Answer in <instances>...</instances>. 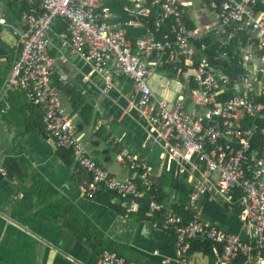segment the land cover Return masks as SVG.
<instances>
[{
  "label": "built area",
  "instance_id": "obj_1",
  "mask_svg": "<svg viewBox=\"0 0 264 264\" xmlns=\"http://www.w3.org/2000/svg\"><path fill=\"white\" fill-rule=\"evenodd\" d=\"M18 1L28 6L21 9L19 54L0 96L5 109L15 90L43 108L46 132L57 147L71 149L91 173L89 194L106 188L130 196L136 207L151 188L153 166L146 158L122 150L118 159L128 163L130 173L111 174L97 163L66 111L53 85L56 64L50 53L51 24L66 19V30L57 35L62 45L90 60L108 87L113 78L130 79L133 104L156 132L163 155L184 161L197 175L186 206L194 211L191 218L172 211L162 217L176 234L177 252L187 255L192 241L204 238L212 243L214 264H232L241 256L242 264H264V0ZM117 3L131 15L127 20L116 19ZM130 26L143 33L129 35ZM158 72L166 75L163 88L172 92L177 84L172 97L149 85ZM206 188H213L228 210L239 208L243 233L201 217L198 199ZM150 197L153 216L163 205L155 194ZM99 260L136 264L109 249Z\"/></svg>",
  "mask_w": 264,
  "mask_h": 264
},
{
  "label": "crops",
  "instance_id": "obj_2",
  "mask_svg": "<svg viewBox=\"0 0 264 264\" xmlns=\"http://www.w3.org/2000/svg\"><path fill=\"white\" fill-rule=\"evenodd\" d=\"M19 8L12 0H0V96L18 57L20 34L25 28ZM112 9L118 14L116 19L131 16L118 3ZM127 31L130 35L143 33L141 27L130 26ZM51 43L58 81L81 93L90 106L88 127L77 131L102 168L124 177L130 168L119 161L118 154L127 150L144 157L153 166V176L169 177L167 206L177 203L178 183L184 180L194 186L197 175L184 161L163 155L156 132L133 104L131 81L113 78L108 87L90 60L55 37ZM161 83L153 80L154 86L165 89L164 95L172 97L177 84L171 85V92ZM60 94L79 127L83 116L73 110L66 93ZM24 96V91H11L9 109H5V101H0V264H101L99 254L107 247L136 264L215 263L216 258L202 251L181 256L173 230L163 222L138 218V205L134 207L131 201L124 208L118 197L112 204L87 197L86 179L77 174L76 163L66 164L55 140L38 132L43 108ZM198 205L201 217L228 232L243 233L241 218L225 207L213 188L201 193Z\"/></svg>",
  "mask_w": 264,
  "mask_h": 264
},
{
  "label": "trees",
  "instance_id": "obj_3",
  "mask_svg": "<svg viewBox=\"0 0 264 264\" xmlns=\"http://www.w3.org/2000/svg\"><path fill=\"white\" fill-rule=\"evenodd\" d=\"M15 5L19 6V11L21 13V9L25 8L27 3H20L21 6L19 5V1L18 0H14L13 1ZM122 3H125V0H121ZM28 6V5H27ZM155 14V13H153ZM67 27V21L66 19L62 18V17H58L56 19L53 20L52 24H51V35L52 37H55L56 39H58L57 35L58 33L66 30ZM148 27H151V25L148 24ZM162 29L166 30V25L162 24L161 25ZM130 35V33H129ZM20 49V46H19ZM53 85L59 90L60 93H62V91L64 93H66V96L68 97L69 100V104L73 107V110H79V115L82 117L83 116V120L79 121L78 124V128L79 129H85L86 127H88L89 124V119L91 117V109L90 106L88 104V102H86L85 97L75 91L74 89H71L69 87H65L63 86L59 81H58V77L53 74ZM25 95V93H24ZM61 95V94H60ZM25 97V96H24ZM62 98V97H61ZM100 128V127H99ZM104 128V125L101 126V129ZM39 129L38 132L43 133L45 136H50L49 132H46V128H45V124L44 122L41 123V125H39ZM100 130V129H99ZM43 131V132H42ZM45 132V133H44ZM57 149L59 150V155L60 157L63 159V161L68 164V165H72L73 162L76 163L75 168L77 169V174L79 176H82L83 179H86V195L89 198L92 199H96V200H100L103 202H107L109 204H112V199L115 197L120 198V203L124 202V208L127 202H130V196H124V195H119L116 192L112 191V190H108L106 188H101L99 189L96 193L94 194H89L88 191V186L91 182L92 176L91 173L84 167H82L81 165H79L75 158L72 155V150L68 149V148H64V147H57ZM95 157V156H94ZM96 159V157H95ZM97 163L100 165V163L98 162V160L96 159ZM102 167V166H101ZM150 179L152 180V186L149 190H146L145 195L138 199V208L137 211L135 212V214L138 216V218L140 219H148L151 222H163V216L166 213H169L170 211L181 215V217L187 221L188 219L191 218V216L193 215L194 211L192 209H186L188 200H189V193H191L193 191V185L189 182H185L184 180H181L178 185H177V191L179 193V199L178 202L171 205L170 207L167 206V202L166 201V187L169 186V177L167 174H163L160 175L159 177L157 176H150ZM155 194V198L154 200L160 204H162V209L158 212H155L153 214V216H151L149 214L150 212V201H151V195ZM118 206V205H117ZM239 208L237 207L233 212L235 213H239ZM176 237V234H175ZM104 249H109V250H113L110 249L109 247L107 248H103L102 251ZM101 251V252H102ZM191 251H202L203 253H207L209 254L212 259H215L216 256L213 253L212 250V243L204 238H197L195 240L192 241L191 243V248L189 250V252ZM100 252V253H101ZM245 257L241 256L240 258L236 259L232 264H242L244 261Z\"/></svg>",
  "mask_w": 264,
  "mask_h": 264
},
{
  "label": "rangeland",
  "instance_id": "obj_4",
  "mask_svg": "<svg viewBox=\"0 0 264 264\" xmlns=\"http://www.w3.org/2000/svg\"><path fill=\"white\" fill-rule=\"evenodd\" d=\"M165 74H160L159 72L154 74L150 79H149V85L152 87L153 90L157 91L159 94L162 93L161 95L163 96L165 94V89L160 90L159 85L154 86L153 80H157V78L161 81L164 82L165 79ZM215 176V173H214Z\"/></svg>",
  "mask_w": 264,
  "mask_h": 264
},
{
  "label": "clouds",
  "instance_id": "obj_5",
  "mask_svg": "<svg viewBox=\"0 0 264 264\" xmlns=\"http://www.w3.org/2000/svg\"><path fill=\"white\" fill-rule=\"evenodd\" d=\"M127 79H128V78H127ZM129 80H130V79H129ZM157 80H158V82H159V83H160V82H162V83H163V81H162V80H161V81H160L159 79H157ZM130 81H131V80H130ZM131 83H132V82H131ZM66 111H67V110H66ZM238 214H239V213H238Z\"/></svg>",
  "mask_w": 264,
  "mask_h": 264
}]
</instances>
